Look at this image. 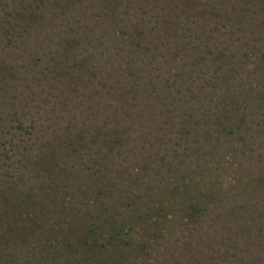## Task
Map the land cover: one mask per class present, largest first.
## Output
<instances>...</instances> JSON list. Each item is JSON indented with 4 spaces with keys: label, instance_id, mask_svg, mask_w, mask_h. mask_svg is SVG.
Returning a JSON list of instances; mask_svg holds the SVG:
<instances>
[{
    "label": "rangeland",
    "instance_id": "1",
    "mask_svg": "<svg viewBox=\"0 0 264 264\" xmlns=\"http://www.w3.org/2000/svg\"><path fill=\"white\" fill-rule=\"evenodd\" d=\"M49 1L51 11L59 16L52 23L54 40L45 30L36 40L29 35L26 18L20 16L28 0H0V75L12 81L6 95L0 89V238L8 239L14 227L29 225L25 208L30 194L32 200L41 198L53 218L44 229L72 227L73 233L84 216L98 212L103 204L111 211L123 210L125 219L149 210L150 221L161 230L157 222L179 217L175 206L168 209L170 204L180 208L186 198H195L203 206L211 203L213 209L211 217L203 213L206 216L199 224L181 217L154 236L148 233V224L140 222L131 237L134 245L122 254L98 249L95 258L87 251L80 253L74 243L67 261L62 251L54 257L51 248L42 261L54 257L58 264H264V237L256 236L257 219L250 221L254 229L239 228L244 219L231 218L223 199L224 179L239 175L246 183L248 176L264 174V0H194L188 50L195 62L185 65L172 59L167 46L149 36L142 51L150 71L143 70V78L136 82L139 88L136 83L133 89L126 87L131 96L112 93L110 82L99 74L105 69L102 63L82 77L85 85L82 81L76 92V59L90 54L93 46L76 52L73 44L69 55L55 44L62 37L55 34L68 29L63 33L76 37V25L65 20L72 12L76 19V1L78 8L81 2H89ZM89 1L101 5L99 0ZM153 1L142 0V4L152 11L148 2ZM121 30L102 37L105 44L118 39L116 58L131 49ZM184 72L186 77L175 78L173 85L172 78ZM124 80L116 74L114 87ZM137 89L140 96L135 94L132 101ZM222 95L230 98L223 111L224 103L218 100ZM168 102L180 110L164 109ZM183 185L185 197L176 194ZM199 187L202 193L197 192ZM209 189L217 199L205 196ZM233 196L229 205L251 203L264 213V199ZM17 201L23 203V212L14 210L8 218L6 204ZM57 205L64 207L59 220L54 218ZM160 206L165 207L162 216L156 209ZM2 244L0 264H10L18 249ZM33 244L32 248L39 247ZM83 259L87 261L81 263ZM34 262L42 264L39 258Z\"/></svg>",
    "mask_w": 264,
    "mask_h": 264
},
{
    "label": "trees",
    "instance_id": "2",
    "mask_svg": "<svg viewBox=\"0 0 264 264\" xmlns=\"http://www.w3.org/2000/svg\"><path fill=\"white\" fill-rule=\"evenodd\" d=\"M99 1L101 2L100 7H97L95 2L93 3L92 1L88 0V2L91 4L81 2L83 4H81L79 8L77 7L79 2L76 1V19H74V12H72L70 18L65 20L68 25H76V37L73 34L71 37H67V35L64 33L68 32V29L55 34L56 36H62L61 41L56 40L57 43L55 44H61L68 53L71 50V45L73 44H76V52L81 48L90 50L86 48V45L88 44H92L93 46V49L90 50V54H86L85 57L81 59H76V92H80L82 81L83 85H85V80L83 79L84 76L89 72L92 73L90 70L98 63H102L105 66V69L99 74L103 75L110 82V87L113 88L112 93L120 92L124 96H131L130 93H128L126 87L133 89L134 87H132V85H134L136 82H139L143 78L142 73L145 72L143 70H147L148 72L150 71V69L147 67V65H149L147 63V57L146 55H143L144 53L142 51V48L145 44L144 42L149 36H156L159 40L158 42L160 46L166 45V48L169 50L168 56H170L172 59L183 60L185 65L195 62V60L192 58V56L195 55H190L188 50V42L190 38L189 32L192 30L191 13L194 12L195 6L194 0H155L153 2H148L150 3L148 4L149 6H153L152 11L150 8L145 7L144 4H142V0ZM53 2L59 4L58 0H53ZM15 3L18 4L17 1H14L12 4L14 5ZM22 8L25 9L23 12L26 14L20 13V16H24L26 18L27 25L30 27L31 32L29 35L31 36L33 34L32 37L36 40L42 33L41 31L45 30L47 35L51 34L50 39H53L52 34L55 33V30H51L52 23L57 21L59 16L55 15V11H51L50 1L28 0V6H23ZM27 12L30 13L27 14ZM197 13L201 14V12ZM150 23L153 24L150 26ZM197 27H201V20L198 21ZM100 28L103 30L102 34L99 32ZM118 28L122 29L119 33L122 35V38H128L126 40V45L131 49L129 52H127L129 54H126L121 49L123 52L121 53V57L119 56L116 58L115 55H118L119 52H115L114 48L118 47V39L111 38V40L105 44V42L102 40V37H105L106 35L110 36L112 31ZM69 31L71 33L72 30L69 29ZM78 32H80V34H78ZM199 32L201 34L202 31ZM3 33L5 35L8 34L6 28H4ZM200 52L201 49L197 54L199 55ZM138 53H140L139 57L137 56ZM70 54L71 53H69V55ZM150 60L152 61L153 59L151 58ZM144 67H147V69ZM116 74L123 75L125 77V80L120 83L121 85L118 87H114L115 83H117L115 82ZM184 75L186 77V72H184V74H178V76L176 75L174 78H168H172V84L174 85V82L177 80L175 78L183 79L182 77H184ZM158 77L159 76L155 75L154 80L157 81ZM152 81L153 80L150 79L147 82L151 83ZM11 82L12 81H9L8 79L5 80V76L0 75V89H4V95L8 93L7 91L10 88ZM165 83L169 84V81H166L165 79ZM135 87L139 88L137 83L135 84ZM213 87L215 88L216 85L214 84ZM189 89H192V86H189ZM195 90L197 92L200 91L198 87L195 88ZM138 92L139 91L137 89L132 95L131 100L136 99V95L140 96V93ZM201 93L203 92L201 91ZM222 96H220L218 99L224 103V105L221 106V111H223V109L225 110L224 107L230 99H227L226 96ZM203 97L204 96H201L200 98ZM210 100L214 101L213 97ZM81 102L84 103V101ZM134 104L139 103L135 102ZM134 104L133 107L135 106ZM167 105L168 107L165 106L164 109L171 107L180 110V107H176L169 102ZM112 114L113 113H111V115ZM216 167L219 168V166ZM198 168L199 166L197 165L196 169ZM221 170L227 172V170L223 168H221ZM228 178L230 177L228 176ZM247 178L248 180L246 183L241 180L239 175H236L234 179H224L225 181H223V184H226L224 185L225 189L223 192V199H226L227 201V213L231 218L237 217L242 220L244 219V222L241 225L238 224L239 228L245 226L247 229L250 227H253L254 229L255 225H251L250 221H252L253 218H255V221L257 219L256 224L258 222L259 228L257 230L256 236L261 235L260 237H264V213L259 209V207L252 206L251 203L246 202L243 205L228 204L231 202L232 197L236 196H233L234 194H239L240 196H249V199L251 197H256L260 200L264 199V174L260 177L248 176ZM227 181H230V184H227ZM186 187L188 186L186 185ZM184 189V185L183 187L176 188V194L181 192L185 194L183 197L187 196L188 193H186ZM188 190L189 193L193 192V188H189ZM196 190L197 188L195 191ZM209 190L210 191H208L205 196H209L210 201L217 199L215 191L213 189ZM197 192L202 193V188L199 187ZM164 193L166 194L167 191ZM32 197V194L26 197L27 207L25 209L26 211L28 210L26 213L28 215L27 217H30L29 225H19L18 227H14V231L10 233L8 239H4L2 237L0 238V242L3 243L2 245L6 244L10 248L18 249V252L10 257V264H36L34 262L36 258H39V261L42 262V264H58L54 261V257H56L57 254L59 255L58 251L63 252V259L67 261L73 254L72 252L74 250V243H76L78 246L76 249H80V253L87 251L89 254L92 253L94 256H91L95 258L99 256L97 253L98 249L100 251L104 249H113L116 252H120V254H122L126 252L128 248L127 246L131 244L134 245V241H132L131 237L134 234L133 232L136 231L135 229L138 227L140 222H143V224H148V233L153 232L154 236L159 234L160 229H158L156 225L150 221L152 213L149 210L138 212L135 217L127 215V218L125 219V213L123 210L117 212L113 210L111 211L104 204L102 208L98 210V212H89V214L87 212L88 215H86V217L84 216L81 219V222L77 224L76 233H73L72 227L62 230L58 226H49L48 229H44L46 221H52L53 218H49L50 216L46 210V205H43L41 198L32 200ZM193 199L195 200V198ZM193 199L191 200L186 198V202L180 208H178L176 204H170L168 206V209L170 210L175 206L176 211L179 212V217L176 218L174 222H179L181 217H183V219L187 220L188 218L194 223L199 224L203 217L206 216L203 214L204 212H207L210 217L212 216L211 213H213V209L211 208V203L210 206H203L201 203L193 201ZM249 199H247V202L250 201ZM33 202H35L37 205L34 204V206H32ZM22 206L23 203L20 205V201L14 202L12 206L6 204L5 212L7 213V217L9 218L8 215L13 214L14 210L19 213L23 212L21 209ZM151 206L152 205H150L149 209L153 210V207ZM17 208L21 210H18ZM156 209L158 214H161L162 216V211L165 209V207L160 206ZM54 211V218L57 220L62 218L64 215V207L57 205V207L54 208ZM215 216L217 218L220 216V214L217 213ZM174 222L171 221V219L166 223H164L163 220L157 222L159 228H161L160 233L166 225L169 226ZM11 230L12 229H9V232H11ZM37 231L39 233L38 235L36 234ZM34 242L39 243V247L34 246L32 248L31 245H34ZM61 246L64 248V250H62ZM48 248L53 249L54 257L53 259L48 260L46 263H43L42 259H44V252ZM100 259L102 258L100 257ZM86 261V259H83L81 263Z\"/></svg>",
    "mask_w": 264,
    "mask_h": 264
}]
</instances>
